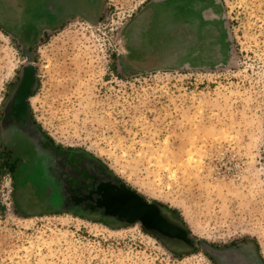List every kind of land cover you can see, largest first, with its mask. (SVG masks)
<instances>
[{
    "label": "rangeland",
    "instance_id": "rangeland-1",
    "mask_svg": "<svg viewBox=\"0 0 264 264\" xmlns=\"http://www.w3.org/2000/svg\"><path fill=\"white\" fill-rule=\"evenodd\" d=\"M62 2L49 16L47 0H0V264H221L228 251L264 264V0H211L202 23L200 0ZM145 8L155 32L214 52L132 67L127 30ZM9 125L28 148L18 157ZM34 126L189 241L33 198L20 174L33 173Z\"/></svg>",
    "mask_w": 264,
    "mask_h": 264
},
{
    "label": "water",
    "instance_id": "water-1",
    "mask_svg": "<svg viewBox=\"0 0 264 264\" xmlns=\"http://www.w3.org/2000/svg\"><path fill=\"white\" fill-rule=\"evenodd\" d=\"M47 1L48 11L45 12L50 16L51 0ZM62 1L57 0V3L62 6ZM27 96L28 92L24 94V97ZM34 130L37 132L38 140L34 152L30 154L33 161L31 159L29 162L34 166L33 173L31 177H28L29 179L20 174L21 182L32 189L33 198L36 192L40 191L42 200L49 209L73 212L82 210L84 214L89 215L101 213L106 218H113L124 223L141 221L147 228L158 230L178 240L189 241L184 229L170 223L161 215L146 210L143 207V201L139 203L140 197L121 185L117 179L107 175L104 168L98 165L92 166L87 158L81 157L80 153L56 148L37 126H34ZM45 144H48L47 148L44 147ZM32 181L35 183H30ZM56 196L62 206L53 208V198ZM136 199L139 200L138 203ZM233 256L241 261L233 259ZM252 257V253L246 255L244 252L228 251L220 256V262L221 264H251Z\"/></svg>",
    "mask_w": 264,
    "mask_h": 264
},
{
    "label": "crops",
    "instance_id": "crops-1",
    "mask_svg": "<svg viewBox=\"0 0 264 264\" xmlns=\"http://www.w3.org/2000/svg\"><path fill=\"white\" fill-rule=\"evenodd\" d=\"M202 7V17L201 23L203 21L211 20L215 18L207 12L212 11L213 5L211 0H200ZM146 18V24L139 34L133 33V27L139 22L140 19ZM155 14L152 13L151 9L145 8L142 12L138 13L134 19L131 20L128 30H127V40H126V49L128 60L132 67L136 69H148V68H161L166 65L168 62H174L178 59H183L182 56H187L188 53L193 51H198L199 49H189L185 50L186 40L184 37H178L174 31L171 37H167L166 33L161 32L160 30L155 32L158 25L155 24ZM182 25L183 29L189 30L191 25L183 21L179 25H176V29H179ZM204 24H200L198 27H203ZM160 27V26H159ZM161 28V27H160ZM159 28V29H160ZM217 29V25H209L208 31ZM210 38V37H209ZM214 39V37L210 38ZM184 40V41H183ZM201 43L203 39H200ZM206 47L200 49L199 52H208L209 56L214 52L210 45L214 44V41L207 40ZM210 41V42H209ZM204 45V44H203ZM184 48V49H183ZM179 52V53H178ZM200 53V54H201Z\"/></svg>",
    "mask_w": 264,
    "mask_h": 264
},
{
    "label": "flooded vegetation",
    "instance_id": "flooded-vegetation-1",
    "mask_svg": "<svg viewBox=\"0 0 264 264\" xmlns=\"http://www.w3.org/2000/svg\"><path fill=\"white\" fill-rule=\"evenodd\" d=\"M11 126L9 125L8 127H7V129L5 130V138L8 140L9 139V141H10V143L9 144H11V150L12 151H14V153L17 155V157H18V153L19 154H23V153H25L27 150H28V148H26V144H24L19 138H20V133H21V131L19 130V129H15V128H13V127H11ZM25 133V132H24ZM25 135H26V133H25ZM27 136V135H26ZM13 140V141H12ZM24 144V145H23ZM10 150V151H11ZM140 199V204L142 203V201H143V207L146 209V210H149L150 211V206H148L145 202H144V200L143 199H141V198H139ZM136 201H137V203H138V199H136ZM152 210V209H151ZM146 218V217H145ZM141 222V221H140ZM144 225V224H143ZM166 238H168V239H171V238H169V237H166Z\"/></svg>",
    "mask_w": 264,
    "mask_h": 264
}]
</instances>
